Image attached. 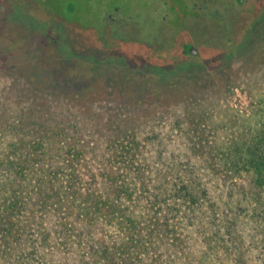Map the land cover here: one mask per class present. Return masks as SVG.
Listing matches in <instances>:
<instances>
[{
  "label": "trees",
  "instance_id": "trees-1",
  "mask_svg": "<svg viewBox=\"0 0 264 264\" xmlns=\"http://www.w3.org/2000/svg\"><path fill=\"white\" fill-rule=\"evenodd\" d=\"M4 72L64 106L0 127V264H264V77L247 117L100 138Z\"/></svg>",
  "mask_w": 264,
  "mask_h": 264
},
{
  "label": "rangeland",
  "instance_id": "rangeland-1",
  "mask_svg": "<svg viewBox=\"0 0 264 264\" xmlns=\"http://www.w3.org/2000/svg\"><path fill=\"white\" fill-rule=\"evenodd\" d=\"M9 14L14 13H5ZM234 15L219 28L211 27L204 34L205 41H197L193 58L184 57L177 44L161 43L155 33L157 25L150 22L138 21L142 27L139 45L126 43L123 49L108 48L100 55L92 37H68L62 26L50 27L47 20L37 19L32 25L46 38L23 29L11 35L2 31L0 68L13 67L16 76L35 86L34 90L69 95L72 99L68 98L67 108L80 116L84 129L93 126L100 138L116 136L132 127L166 130L175 120H197L211 109L247 117L253 107L252 94L264 77V13ZM122 42L125 44V40ZM50 46L63 67L50 55ZM101 56L102 65H95L96 72L76 76L80 74L74 69L75 63L93 67V61ZM46 66L53 69L55 77L50 76ZM64 68L74 77L60 75ZM22 91L7 72L0 75V127L17 115L25 122L42 125L54 113L51 103H58L54 105L56 110L64 106Z\"/></svg>",
  "mask_w": 264,
  "mask_h": 264
},
{
  "label": "flooded vegetation",
  "instance_id": "flooded-vegetation-1",
  "mask_svg": "<svg viewBox=\"0 0 264 264\" xmlns=\"http://www.w3.org/2000/svg\"><path fill=\"white\" fill-rule=\"evenodd\" d=\"M0 13L2 37V31L11 35L13 31L23 29L46 38L41 29L34 28L32 21L47 20L50 27L62 26L68 37H92L100 48V55L108 48L123 49L126 43L139 45L142 27L138 21L150 22L157 25L155 33L161 43L177 44L184 57L193 58L197 55V41H205L204 34L207 35L211 27L219 28L218 25L235 13H264V0H0ZM5 13L14 14L6 16ZM28 43L31 46L32 41ZM51 50L50 55L58 59L55 49L51 47ZM99 58L102 56L89 68L75 63L74 69L80 74L76 76L81 78L83 72L85 76L96 72L95 65H102ZM59 62L62 66V61ZM45 68L51 77H55L53 69ZM53 68L58 71L56 66ZM68 71L64 68L60 75H72L67 74Z\"/></svg>",
  "mask_w": 264,
  "mask_h": 264
}]
</instances>
